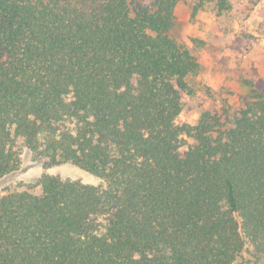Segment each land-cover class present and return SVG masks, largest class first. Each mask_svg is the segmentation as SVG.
<instances>
[{
  "label": "trees",
  "instance_id": "16d2710c",
  "mask_svg": "<svg viewBox=\"0 0 264 264\" xmlns=\"http://www.w3.org/2000/svg\"><path fill=\"white\" fill-rule=\"evenodd\" d=\"M180 1L0 0V178L27 150L99 180L0 195V264L264 259V89L177 123L199 69Z\"/></svg>",
  "mask_w": 264,
  "mask_h": 264
},
{
  "label": "rangeland",
  "instance_id": "374dc122",
  "mask_svg": "<svg viewBox=\"0 0 264 264\" xmlns=\"http://www.w3.org/2000/svg\"><path fill=\"white\" fill-rule=\"evenodd\" d=\"M198 0H182L175 8L171 35L196 57L199 69L190 78L193 96L183 97L184 107L177 123L195 124L203 109L235 105L249 92L250 85L264 89V0H231V10L218 14L213 3L195 9ZM190 142V141H189ZM42 173L95 184L92 174L70 164L47 166L33 160L29 151L20 167L0 178V195L20 184L34 183ZM241 264H264L245 251Z\"/></svg>",
  "mask_w": 264,
  "mask_h": 264
}]
</instances>
